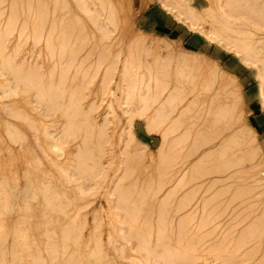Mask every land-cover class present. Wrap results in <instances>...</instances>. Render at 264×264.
Returning <instances> with one entry per match:
<instances>
[{"label": "rangeland", "instance_id": "1", "mask_svg": "<svg viewBox=\"0 0 264 264\" xmlns=\"http://www.w3.org/2000/svg\"><path fill=\"white\" fill-rule=\"evenodd\" d=\"M54 1L0 0V45L4 42L7 43H4L7 48L4 47L8 50V52H3L13 56L17 50L21 51H17L19 54L17 52L14 54V57L19 55V57H15L17 60L14 58L16 62L25 56L23 60H26L27 64L30 62L31 65L35 63V67L38 65L40 68L41 66V71L39 69L38 71L43 75L46 73L47 78H51L48 81L52 83V86L59 84L57 87L58 92L54 90V87L51 88L52 86H49V89H53L54 93L56 92L54 94L55 97H51L56 100H54L55 104L53 105L50 97H46L47 100L44 99V102H42L45 107L49 105V107L53 108L54 112H50L51 114L48 113L49 111L46 113L47 110L51 109L48 106L47 109L42 110L40 108V110H37V112H40L35 113V110L30 109L31 107L25 106L26 103L23 101V97L20 99L17 96V98L13 99L17 101L16 108H20L15 110L19 112L25 110L26 112H22L28 113L29 117L27 118L29 121L23 122L19 121L18 117H15L16 119L13 118L12 115L3 109L4 106H1L0 102V142L2 141L0 143V182L6 180L4 183L1 182L4 187L0 184V189L3 188L0 190V200L2 201L0 203V264H35V261H37L35 259L40 261L39 264H50V262L51 264H62L65 258L69 261L74 254L75 264H77L78 260H80L78 264L80 262L81 264H88L86 258L90 260V256L100 254L101 246L104 247L108 259L105 257V264L108 263L106 261L110 262L108 264H154L155 261L151 262V260H154V257L159 255L161 259L158 256L155 258L156 264H158L166 261L163 259L164 257L166 259L168 254L167 258L172 257L170 253L172 254L173 251L176 252L174 254L185 253L186 255L187 249L190 251V255L192 254L191 258L196 257L195 259H190L192 260L191 264H264V227H262L264 226V107L260 106L261 104L259 105L261 96L257 93V89L261 87V80L255 77V69L257 70L259 65L256 66V60H253L254 62L251 61L253 59L251 57L243 59L244 56L242 59L248 65L243 61L240 63L235 55V51L238 50L237 47L242 48L246 43L250 44L251 40L254 42V39L257 40L260 36L264 37V8L261 11V5L264 0H261L262 3L257 2L258 0L245 2L246 4L244 3L243 7V4H237L239 6L237 8L240 9H238L237 16L232 12L236 16L233 20L228 18L231 11H229L226 2L225 4L223 3L224 0H221L223 1L222 3L220 0H189V3L193 2L192 4H196V6H192L193 8L197 7L196 10H200V18L198 16V20H193L194 18L191 19L187 16V21L189 19L195 21H191L193 24L190 23V25H188L189 23L186 20L182 23L184 21L183 18L186 17L183 15L184 13H188L187 15L190 13V16H192L191 14L194 16V13H196L195 11L192 13V10H194L192 7H190L191 9L189 8L192 12H189L187 8L182 9L185 7L183 2H187V0H173L172 2L171 0H58L61 3H58L57 0L56 2ZM162 1L163 3H161ZM164 1L165 3L169 2L166 3L167 6ZM60 4L62 6H59ZM13 6L15 10L11 8ZM234 6L236 8V5ZM37 7H41L39 8L40 12L37 11L39 10ZM218 7L222 8L223 11L219 10ZM172 8H174L173 12L171 11ZM29 9L33 10L27 12ZM227 9L229 16L226 13ZM165 10L169 11L170 14L169 12L166 14ZM181 11H183V14L179 15ZM30 14H32L31 18H28ZM39 14L44 15L43 17L46 16L45 19H42V21L44 20L43 23H41V15ZM22 16L25 17L23 18ZM202 17L205 18L203 19ZM178 18L179 20L181 18L180 22ZM234 19L235 22H233ZM238 19L240 21L236 25ZM225 21L226 23L228 21V25H225ZM213 23L216 24L214 30L216 29L217 35L214 34L212 36L213 38L215 36L218 37L212 40H209L211 38L200 37L199 31L202 28L209 30V28L213 27ZM34 25L38 28H35ZM218 26L220 29L217 30ZM70 27L73 31H71ZM198 27L199 30H197ZM1 32H7L5 34L7 37L2 36ZM67 32L68 34L70 33V38L66 35L68 39L63 36ZM36 34L40 37H35ZM42 34H44L43 37ZM234 35L239 38H235ZM41 37L42 39H39ZM63 38L67 39V41ZM76 43L77 46H75ZM50 44L53 46L50 47ZM67 46L69 48L66 50ZM4 47L3 50L5 49ZM12 47L16 49H12ZM254 47H259V45ZM259 48L257 50L260 53L257 54L260 57L262 53L264 60V46ZM11 49L15 50L14 53H10L12 52ZM60 49L63 53H61ZM79 49L82 50L79 51ZM47 50L50 53L46 52ZM179 53H183V56ZM69 54L70 56L75 54L74 56L76 57L74 58L76 60L69 57ZM12 56H9V61ZM258 56L255 57L257 61L262 59ZM14 59H11L14 61L13 63H15ZM30 59L31 61H29ZM3 60L4 58L0 55V63ZM246 60L250 62L248 63ZM252 62L256 68L251 64ZM69 63L71 66H69ZM123 66L126 68L123 69ZM68 67H71V69L66 71ZM13 69L16 74L17 68L15 69L14 67ZM53 69H55V73L57 71L56 74ZM64 69L69 77L64 76L66 74ZM225 69H238L239 75L226 73ZM2 70L5 72V68ZM63 72L65 73L64 75ZM12 73L15 75L14 72ZM24 73V71H21L19 74L21 76ZM50 74H55V77H50ZM59 74L60 76H58ZM9 75L11 78L12 74ZM16 76L18 77L19 75L16 74ZM122 78H124L123 82ZM241 78H243L245 86L237 89L236 81ZM0 79V84H3V77H0ZM62 79L67 81L63 82ZM47 82L43 83V85H49ZM3 86L0 85L2 88ZM47 87L45 86L44 89ZM67 87H69V90H67ZM29 90L34 92L35 89L29 88L28 93L31 92ZM173 91L181 94V100L180 98L178 99L179 101L176 100V105H173L175 103H169V100H167L169 96L171 98V95H177L173 94ZM110 92H113V96ZM57 95L59 97L60 95L62 96L59 98ZM63 97L64 100H62ZM150 97L151 99H149ZM30 98L32 99V97ZM152 98L154 99L153 101ZM48 99L52 101H49L50 104H47ZM4 100L7 103L11 101ZM67 100L69 102L71 100L73 105L77 104L76 107L82 108L81 110L83 111H79L81 112L79 114L77 112L75 116L74 113L76 112L73 110L75 106H72L71 109L72 103L69 104ZM165 101L169 104L164 103ZM190 102L194 103H192L193 108L188 109L187 112L185 111L186 115H184V112L180 114L183 107ZM36 103L37 100L33 99V104ZM121 103L124 104V107ZM165 104L169 106H164ZM44 106L42 107L45 108ZM170 106L171 108H169ZM76 107L75 110L78 111L79 108L77 109ZM40 113L45 114V116L43 114V117L40 116ZM48 114L50 115L48 116ZM9 115L10 117H8ZM162 115L165 116L164 121H162ZM46 117H49V119ZM43 118L47 121L49 120V122ZM74 118L79 125H76ZM146 118L148 119L146 120ZM6 121L18 124L19 132L14 133L16 131L14 130L12 133L10 131L12 135H9ZM44 121L47 123L45 124ZM56 121L58 123L54 125ZM147 121L155 123L156 129L152 130L153 127L147 129ZM243 123L245 125L250 124L251 130L249 128L250 125H247L248 130ZM171 125L176 127H171ZM101 127L103 128L100 129ZM126 127L129 128V131ZM166 128H169L167 132L171 136L168 137L171 138L170 142L173 143L171 144L167 141L168 144H165L164 148L167 147V150L169 148L168 151L165 150L167 153L173 151L168 156L167 153H165V156L162 152L164 140L161 138V134H163L161 131L166 130ZM170 128L171 130L174 128L173 133ZM63 129L66 135L64 137L60 136V140H56L58 146L54 147L55 140L52 143L51 141L53 140L50 137H53L57 130ZM67 129L70 130L67 131ZM99 129L102 130L101 133ZM20 132L25 135V137L23 135L24 139L26 138L25 140L19 138ZM97 133L102 137H99ZM184 133L189 136H185ZM255 133L256 135H254ZM88 134L91 136L90 138ZM227 134H232L233 138H231L233 141L229 140L230 142L228 141V144L224 145L223 139H225ZM13 136L14 138L17 137L13 139ZM177 137L183 139L187 137V139H184L186 142L181 138L179 141ZM122 140H124V143ZM176 142H181V144L177 145ZM82 143H84V147L83 145L81 146ZM221 144L224 147H221ZM6 145H9L10 151L6 148ZM178 146L181 148H179L180 150ZM217 146H220V150ZM176 148L179 150L177 151L178 153L181 151L179 153L180 156L178 153L176 154ZM215 148L218 151L214 150ZM82 149L87 150V152L82 151L84 153L83 156L79 155L77 151L80 150L81 153ZM208 150H212L210 157L208 156L206 160L204 158L203 161L205 162L199 165L201 164V160L198 161L201 158L200 155ZM74 154H77V157L80 156L81 159H76ZM173 154L176 155L174 156ZM84 155L89 156L85 157ZM169 156L171 160L168 159ZM163 158L167 161V163L164 161L167 165L164 164ZM174 163L176 164L174 165ZM195 164L197 167H195ZM253 166L256 168L251 169ZM181 167L184 174L188 170V175L191 177L199 174V176L197 175L198 179L190 177V179L185 181L186 184H182V187H180L181 185L179 186V189L175 186L177 190L168 197L167 192L172 188L175 177L183 173ZM241 169L245 171H242V173L240 172ZM221 172L228 173L223 174ZM229 173L233 176L229 177L230 179L226 178L227 181H224L222 177ZM214 179L216 181L217 179H219L218 181L222 179L223 181H220L222 184L215 183ZM187 182L189 183L187 184ZM212 183L214 184L212 185ZM128 186L130 187L128 188ZM217 191L221 192L218 193ZM3 193L5 197L1 199V194ZM47 195L55 198L52 199L50 197V200L48 199L49 205L47 202L48 197H45ZM183 201H186L183 203L184 205L181 204ZM50 202L54 203L55 207L54 205L51 206ZM55 203L59 205L56 206L57 204ZM213 205H217L216 210H219V212H215V206ZM115 208L117 210L113 211ZM61 209H64L63 212H65L63 213ZM56 210L62 213H56ZM25 212L27 213L25 214ZM205 212L208 213L206 214ZM194 214L196 215L195 217ZM1 216H5V219L2 220ZM28 216L32 217L29 218ZM167 217L170 221L167 220ZM126 218L127 221H125ZM160 218L161 220H159ZM135 219L137 220L134 221ZM163 219L165 220L162 221ZM27 221L28 223H26ZM128 222L130 223L129 225ZM131 223L134 226V230L139 229L144 232L146 229L145 232L147 233L143 234L138 230L143 235H140L141 238L135 232H133L135 235L132 234ZM163 223L165 224L163 225ZM27 224L30 225V228ZM45 224L46 226H44ZM182 224L185 225L182 226ZM63 225L73 228L68 229L71 231H68V239H66V235L64 236L65 233H62L64 229L66 230V227H62ZM127 226L131 227V229L127 228ZM22 227L24 229L27 228L29 231L26 232L27 229L24 230ZM46 227L48 229L54 228L53 232H56L53 233L52 230L49 229L50 232L47 229L49 232L45 234ZM58 227L60 228L58 229ZM77 227L80 229H75ZM190 228L191 230H189ZM23 230L24 232L20 233ZM40 231H44V233L42 232L44 235L40 234ZM183 232L187 238L182 234ZM19 233L20 235H18ZM146 234H148L147 237L145 236ZM50 235L52 236L51 238ZM61 235L66 237L63 239L65 241L68 240V242L62 241ZM255 235L258 236L255 237ZM25 236L30 237L27 240ZM190 236L191 238H189ZM113 237L115 240H112L114 239ZM193 237H197L196 242ZM52 238H56V240L59 238L58 241L59 244L61 242L60 245L62 247L64 245L63 242H65V248H63L67 249L63 250V260L59 255L48 257L53 255L50 252L51 250L47 251V248L50 247L49 243H51L50 241L47 244L48 239L53 242ZM57 242H54V244H58ZM113 242L117 244L114 245ZM67 244L68 246L70 245V250ZM71 244H74V246L72 245L71 247ZM173 244L178 248L177 250L175 249L176 251L173 249ZM188 245L192 247V250H189L191 247L189 248ZM51 246H53L52 243ZM145 246L147 247L146 250ZM200 246L204 249L199 250ZM123 247L124 250L122 249ZM141 247L144 252H142ZM179 248L181 251L183 249L185 251L181 252ZM24 251H27L26 255ZM64 252L68 254V257L64 255ZM182 254H179V256ZM142 256L150 257V261ZM230 256L232 257L230 258ZM137 258L139 262L141 260V263H138ZM175 258L173 259L175 261L167 259L169 262L164 264H170L171 262L172 264H179L184 259H177L178 262L180 261L178 263ZM144 259L147 260L145 261ZM189 261H186L185 264H189Z\"/></svg>", "mask_w": 264, "mask_h": 264}, {"label": "bare ground", "instance_id": "2", "mask_svg": "<svg viewBox=\"0 0 264 264\" xmlns=\"http://www.w3.org/2000/svg\"><path fill=\"white\" fill-rule=\"evenodd\" d=\"M15 1H16V0H15ZM26 1H27V0H26ZM32 1H33V0H32ZM165 1H166V0H165ZM165 1H164V4H165V5H166V3H169L168 1L165 3ZM172 1H173V0H171V2H172ZM188 1H189V0H187V2H183V1H182V2L184 3L183 5H185V7H183L182 9H186V8H187V10L190 12V11H191V10H190V9H191L190 7H192V6H196V4H192L193 2H192V3H191V2L189 3ZM240 1H241V2H240ZM249 1H254V0H224V2L220 0L221 3L223 2V3L225 4V2H226V5H227L229 11H231V14H229L230 17H228V16H229V15H228V13H229V12H228V9H227V11L225 10L226 13L228 12V13H227L228 16H225V15H224V16H225V17H228V18H230V19L233 20V18H235V17L237 16L236 14H237V12H238V9H240V8H237V7H239V6H237V4H239V3H240V4H243V5H242V7H243V6H244V3H245V2L247 3V2H249ZM50 2H51V1H50ZM54 2H56V0H55ZM54 2H53V3H54ZM57 2H58V0H57ZM180 2H181V1H180ZM255 2H256V1H255ZM257 2L260 3L261 0H258ZM15 3H16V2H15ZM26 3H27V2H26ZM29 3H30V2H29ZM29 3H28V5H29ZM58 3H61V2L59 1ZM58 3H57V4H58ZM161 3H163V1H162ZM186 3H187V4H186ZM196 3H197V2H196ZM246 3H245V4H246ZM250 3H251V2H250ZM261 3H262V2H261ZM16 4H17V3H16ZM18 4H19V2H18ZM20 4H21V3H20ZM62 4H63V3H62ZM171 4H172V3H171ZM224 4H221V5H224ZM253 4H254V3H253ZM12 5H13V4H12ZM28 5H27V7H28ZM54 5H55V4H54ZM234 5H236V8H235ZM257 5H258V4H257ZM14 6H16V5H14ZM14 6L11 7V8L13 9ZM31 6L33 7V5H31ZM31 6H30V8H31ZM56 6L59 7V6H62V5L60 4L59 6H58V5H56ZM63 6H64V5H63ZM163 6H164V5H163ZM166 6H167V5H166ZM254 6H255V5H254ZM261 6H262V7H261ZM261 6H260V7H261V11H263V8H264V2H263V4H262ZM35 7H36V6H35ZM57 7H56V8H57ZM66 7H67V5H66ZM220 7H221V6H220ZM222 7H223V6H222ZM240 7H241V6H240ZM255 7H256V6H255ZM257 7H258V6H257ZM39 8H41V7H39ZM39 8L37 7V9H39ZM59 8H61V7H59ZM64 8H65V7H64ZM189 8H190V9H189ZM196 8H197V7H196ZM196 8H195V7H194V8L192 7V9H194V10H192L193 12L191 11L192 13H194V11H195L196 13L198 12L197 14L194 13V16H193V14H191L192 16H190V13H189V15H187L188 13H186V14L184 13V14H183V11L180 12L181 14L178 13L179 15H182V14H183V15L186 16L185 18H183L184 21H182V23L185 22L187 16H189L191 19L194 18L193 20H195V19L198 20V19L200 18V15H199V13H200L199 11H200V10L198 9V11H197ZM218 8H219V7H218ZM223 8H224V7H223ZM27 9H28V8H27ZM173 9H174V8H172L171 11H172ZM175 9H177V8H175ZM225 9H226V8H225ZM254 9H255V8H254ZM13 10H15V8H14ZM32 10H33V9H32ZM32 10L29 9V10H27V12L32 11ZM35 10H36V9H35ZM43 10H44V9H43ZM43 10H42V11H43ZM66 10H67V9H66ZM89 10H90V9H89ZM168 10H169V9H168ZM219 10L223 11L222 8H221V9L219 8ZM37 11L40 12V9L37 10ZM45 11H46V10H45ZM166 11H167V10H165V13L167 14L169 11H167V12H166ZM185 11H186V10H185ZM225 11H224V12H225ZM34 12H35V11H34ZM46 12H47V11H46ZM172 12H173V11H172ZM172 12H171V13H172ZM177 12H178V11H177ZM177 12H175V13H177ZM219 12H220V11H219ZM232 12H234V13H235L234 15H236V16H234V15L232 14ZM258 12H259V11H258ZM23 13H24V11H23ZM31 13H32V12H31ZM222 13H223V12H222ZM37 14H38V13H37ZM169 14H170V12H169ZM201 14H202V13H201ZM220 14H221V13H220ZM260 14H261V13H260ZM263 14H264V13H263ZM26 15H28V14H26ZM31 15H32V14H30V15L28 16V18H29ZM39 15H41V14H39ZM34 16H35V15H34ZM43 16H44V15H41L42 18L39 16L40 19H41V23H43V21H44V20L42 21V19H43V18L45 19V17H46V16H45V17H43ZM195 16H196V17H195ZM198 16H199V18H197ZM203 16H205V15L203 14ZM22 17H23V16H22ZM24 17H25V16H24ZM24 17H23V18H24ZM26 17H27V16H26ZM178 17H179V16H178ZM30 18H31V17H30ZM37 18H38V16H37ZM202 18H203V17H202ZM204 18H205V17H204ZM204 18H203V19H204ZM40 19H39V21H40ZM183 19H182V20H183ZM24 20H25V19H24ZM27 20H28V19H27ZM29 20H30V19H29ZM178 20H179V18H178ZM187 20H188V19H187ZM187 20H186V22L189 23L188 25H190V23H192V22H195V21L190 20V19H189V21H187ZM39 21H38V22H39ZM180 21H181V18H180L179 22H180ZM191 21H192V22H191ZM238 21H240V20H239V19L237 20V24H236V25H238ZM246 21H247V20H246ZM246 21H245V22H246ZM28 22H29V21H28ZM223 22H224V21H223ZM229 22H230V21H229ZM233 22H235V19H234ZM31 23H32V22H31ZM187 23H186V25H187ZM243 23H244V22H243ZM37 24H38V23H37ZM37 24H36V25H37ZM39 24H40V23H39ZM184 24H185V23H184ZM192 24H193V23H192ZM192 24H191V26H192ZM226 24L228 25V21H227V23H226V21H225V25H226ZM36 25H34V27H35ZM27 26H28V24H27ZM37 26H39V25H37ZM191 26H189V27L191 28ZM193 26H194V25H193ZM215 26H216V24L213 23V27H212V28H209V30H204V28H202V29L199 31V36H200V37H203V38L205 37V38H207V39L211 38V39H209V40H212V39H214L215 37H218V36H215V37L213 38V36H212V35H214V34L217 35V31H215L216 29L214 30V28H216ZM66 27H67V26H66ZM71 27H72V25H71ZM71 27H70V28H71ZM236 27H237V26H236ZM236 27H235V29H236ZM35 28H38V27H35ZM72 28H73V27H72ZM72 28H71V29H72ZM221 28H222V27H221ZM233 28H234V27H233ZM28 29H29V28H28ZM68 29H69V27H68ZM74 29H75V28H74ZM194 29H195V26H194ZM218 29H220L219 26L217 27V30H218ZM197 30H199V27L197 28ZM236 30H237V29H236ZM27 31H28V30H27ZM32 31H33V30H32ZM35 31H36V30H35ZM52 31H53V30H52ZM67 31H68V30H67ZM69 31H70V30H69ZM71 31H73V29H72ZM36 32H37V31H36ZM50 32H51V31H50ZM6 33H7V32H4V33L1 32V34H3L2 36H4L5 38L7 37V36H5ZM32 33H33V32H32ZM34 33H35V32H34ZM38 33H40V32L38 31ZM69 34H70V33H69ZM69 34H68V32H67V34L64 33L63 36H64L65 38H67V37L70 38V35H69ZM40 35H41V33H40ZM43 35H44V34H42V37H43ZM49 35H50V34H49ZM54 35H55V34H54ZM66 35H67V37H66ZM210 35H211V36H210ZM206 36H207V37H206ZM209 36H210V37H209ZM4 37H3V38H4ZM35 37H40V36H39V35L37 36V34H36ZM42 37L39 38V39H42ZM47 37H48V36H47ZM234 37H235V38H239V37H236L235 35H234ZM65 38H63V39L65 40ZM256 38H257V35H256ZM67 39H68V38H67ZM67 39H66L65 41H67ZM207 39H206V40H207ZM240 39H241V38H240ZM7 40H8V39H7ZM157 40H158V39H157ZM162 40H163V39H162ZM164 40H165V39H164ZM168 40H169V39H168ZM222 40H223V39H222ZM37 41H38V39H37ZM40 41H41V40H40ZM79 41H80V40H79ZM81 41H83V40L81 39ZM84 41H85V40H84ZM207 41H208V40H207ZM219 41H220V40H219ZM253 41H254V42H252V40H251V43H250V44H249V43H246L245 45L242 46V48L237 47L238 50L235 51V55L237 56V59L239 60L240 63H242V61H243V59H245V57H248V58L251 57V58H253L251 61L256 60V61H255V62L257 63V64L255 63L256 66L259 65V66H257V67H258L257 70L255 69V73H256V74H255V77H257V78H259V79L261 80V81H260V82H261V83H260V86H261V87H259V88L257 89V93L261 96V97H260V98H261V103H259V105L261 104L260 106L264 107V60H263V57H262V56H263L262 53H261V56H260V57H259L258 54H257V53H260V52H258L257 49H260V48H259L260 46H264V37H263V36H260V37H258L257 40L254 39ZM55 42H56V41H55ZM4 43H5V42H4ZM4 43L0 45V52H1L0 55H2V57L4 58L3 62L0 63V64H1V67H0V77H3V84H0V85H4L3 88L0 87V89H2V90H0V102H1V106H4L3 109H5V111H6L8 114L12 115L13 118H15V117L17 118V117H18L19 121H23V122H24V121H29V119L27 118V117H29V115H28V113H25V112H26L25 110H22V109H21L22 111H25V112H22L21 110H20L21 112H19L18 110H15V109H20V108H16V106H17V101H16V100H13V99H14V98H17V96H18L20 99H21V97H23V101L26 103L25 106H29V107H31L30 109L35 110V113H36L37 110H40V108H42V110L47 109V106L49 107V105H47V104H50L49 101H51V99H52V101H53V105L55 104V102H54L55 99H53V98L55 97L54 94H56V92L54 93L53 89H49V86H50L52 83H49L48 79L50 80L51 78H47V76H46L47 74H46V73H45L46 75L44 74V75H45V76H44L41 72L38 71V69H39V70L41 69V66H40V68H39L38 65H37V67H38V68H37V67H35V66H36L35 63H34V65H31L30 62H28V64H27V61H26V60H23V58H24L25 56H23V58H21V60H19L18 62H16L17 59H16L15 57H19V55H16V56L14 57V54H16V52H17L18 50L14 53L15 50H12V49H16V48H15V47H14V48L12 47V49H11L12 52H10V53H14V54H13V56H12V54H10V53H9L10 55H8V53H5V52H8V50H6L7 47L4 45ZM8 43H9V42H8ZM53 43H54V40H53ZM53 43H52V44H53ZM63 43H64V42H63ZM73 43H74V42H73ZM78 43H79V42H78ZM81 43H82V42H81ZM224 43H226V42H224ZM5 44H7V43H5ZM67 44H68V43H67ZM145 44H146V43H145ZM71 45H72V44H71ZM74 45H75V44H74ZM79 45H80V43H79ZM84 45H85V44H84ZM84 45H82V46H84ZM258 45H259V47H254V46H258ZM4 46H5L6 48H5ZM8 46H9V45H8ZM49 46L52 47L53 45L51 46V44H50ZM75 46H77V43H76ZM80 46H81V45H80ZM3 47L5 48L4 50H3ZM65 47H66V46H65ZM68 48H69V47L67 46L66 50H67ZM81 48H83V47H81ZM160 48H161V47H160ZM160 48H159V49H160ZM33 49H34V48H33ZM52 49H53V48H52ZM63 49L65 50V48H63ZM76 49L78 50V48H76ZM76 49H75V50H76ZM30 50H31V49H30ZM69 50H70V49H69ZM75 50H74V51H75ZM81 50H82V49H81ZM81 50L79 49V51H81ZM3 51H5V52H3ZM60 51H61V53H63L61 49H60ZM74 51H73V52H74ZM180 51H181V50H180ZM182 51H184V50H182ZM18 52H21V51H18ZM18 52H17V53H18ZM46 52H49V51L47 50ZM65 52H67V51H65ZM70 52H71V51H70ZM70 52H69V53H70ZM75 52H77V51H75ZM33 53H34V51H33ZM49 53H50V52H49ZM78 53H79V52H78ZM263 53H264V52H263ZM18 54H19V53H18ZM76 54H77V53H76ZM179 54L182 55L183 53H179ZM199 54H200V53H199ZM49 55H50V54H49ZM74 55H75V54H73V56H70V54H69V57H72L73 59L76 60V58H74V57H76V56H74ZM181 55H180V56H181ZM185 55H188V54H185ZM185 55H184V58H185ZM189 55H190V54H189ZM9 56H12V58L10 57L12 60H13L14 58L16 59V60L14 59V60H15V63H13L14 61H12L11 59H10V61H9ZM41 56H42V55H41ZM41 56H40V57H41ZM182 56H183V55H182ZM193 56H195V55H193ZM201 56H202V55H201ZM243 56H244V58H243ZM257 56H258L259 58H262V59H261V60L258 59V61H257V59H255V57H257ZM49 57H50V56H49ZM69 57H68V58H69ZM186 57H187V56H186ZM202 57H203V56H202ZM47 58H48V57H47ZM72 58H71V59H72ZM190 58H191V57H190ZM192 58H193V57H192ZM242 58H243V59H242ZM248 58H247V60H248ZM51 59H52V57H51ZM177 59H178V58H177ZM181 59H182V57H181ZM127 60H128V59H127ZM247 60H246V61H247ZM25 61H26V63H25ZM29 61H31V59H30ZM51 61H52V60H51ZM72 61H74V60H72ZM72 61H71V62H72ZM55 62H56V61H55ZM58 62H60V61H58ZM127 62H128V61H127ZM243 62H245V61H243ZM247 62H248V61H247ZM249 62H250V61H249ZM249 62H248V63H249ZM253 62H254V61H253ZM253 62H252L251 64H253L254 68H256ZM16 63H17V64H16ZM125 63H126V62H125ZM128 63H129V62H128ZM259 63H261V64H259ZM49 64H50V63H49ZM51 64H52V62H51ZM54 64H55V63H54ZM60 64H61V62H60ZM69 64H70V63H69ZM69 64H68V65H69ZM245 64H247V63L245 62ZM55 65H56V64H55ZM68 65H67V66H68ZM73 65H74V64H73ZM247 65H248V64H247ZM18 66H19V67H18ZM51 66H52V65H51ZM63 66H64V65H63ZM69 66H71V64H70ZM14 67H15V69L17 68V69H16V71H17L16 74H18L19 76H20L19 73H21V71H24L25 73H24L23 75H21L20 77H19V76L17 77L16 74H15V70L13 69ZM55 67H56V66H55ZM199 67H200V66H199ZM4 68H5V72H4V70H2V69H4ZM51 68H52V67H51ZM60 68H61V66H60ZM65 68H66V67H65ZM124 68H126V67L123 66V69H124ZM22 69H23V70H22ZM24 69H25V70H24ZM62 69H63V68H62ZM62 69H61V71H62ZM69 69H71V67H70V68L68 67V69H67L66 71H68ZM13 70H14V71H13ZM26 70H28V71H26ZM51 70H52V69H51ZM54 70H55V69H53V72H54ZM56 70H57V68H56ZM125 70H126V69H125ZM182 70H183V69H182ZM1 71H3V72L1 73ZM37 71H38V73H37ZM40 71H41V70H40ZM49 71H50V70H49ZM58 71H59V70H58ZM70 71H71V70H70ZM70 71H69V72H70ZM74 71H75V70H74ZM122 71H123V70H122ZM12 72H14L15 75H13ZM26 72H27L28 74H27ZM64 72H65V69H64ZM64 72H63V75L66 73V72H65V73H64ZM90 72H91V71H90ZM181 72H183V71H181ZM7 73L12 74V77L10 78V75L7 74ZM39 73H40V74H39ZM54 73H55V72H54ZM56 73H57V71H56ZM56 73H55V74H56ZM61 73H62V72H61ZM179 73H180V72H179ZM25 74H27V76H25ZM55 74H54V75H55ZM184 74H185V73H184ZM8 75H9V76H8ZM38 75H41V76L38 77ZM50 75H51V76H50ZM50 75H49L50 77H53V76H54V75H52V74H50ZM63 75L61 74V76H63ZM165 75H166V74H165ZM14 76H16V77H14ZM42 76H43L44 78H43ZM58 76H60V74H59ZM64 76L69 77L68 73H66ZM75 76H76V75H75ZM8 77H9V78H8ZM40 77H41L42 79H41ZM54 77H55V76H54ZM67 77H66V78H67ZM122 77H123V75H122ZM58 78H59V77H58ZM62 78L64 79V77H62ZM72 78H73V77H72ZM75 78H76V77H75ZM85 78H86V77H85ZM43 79H44V80H43ZM59 79H60V78H59ZM63 79H62V80H63ZM123 79H124V78L121 79L122 82L124 81ZM167 79H168V78H167ZM0 80H1V79H0ZM53 80H54V78H53ZM65 80H66V79H65ZM65 80H63V82H65ZM67 80H69V79L67 78ZM67 80H66V81H67ZM71 80H72V79H71ZM47 81H48V82H47ZM55 81H56V80H55ZM55 81H53V82H55ZM59 81L61 82V80H59ZM45 82H47V84H49V85H46V84H45L46 87L48 86L46 89H44L45 86L43 85V83H45ZM63 82H61V83H63ZM156 82H157V81H156ZM61 83H60V84H61ZM70 83H71V82H70ZM57 84H58V83H57ZM57 84H56V85H57ZM63 84L65 85V83H63ZM122 84H123V83H122ZM169 84H170V83H169ZM64 85H63V87H64ZM156 85H157V83H156ZM158 85H159V84H158ZM51 86H52V85H51ZM58 86H59V84H58L57 86L53 85L51 88L54 87V88H55L54 90L57 91V87H58ZM66 86H67V85H66ZM70 86H72V85H70ZM118 86H119V85H118ZM164 86H165V85H164ZM164 86H163V87H164ZM155 87H156V86H155ZM158 87H159V86H158ZM29 88H31L32 90L35 89L34 92L31 91V90H29V91H31V92L28 93L27 91H28ZM60 88L63 89L62 86H60ZM67 88H68L67 90H69V87H67ZM61 89H59V90H61ZM162 89H163V88H162ZM63 90H64V89H63ZM67 90L65 89V92H66ZM155 90H157V89H155ZM1 91H2V92H1ZM159 91H160V90H159ZM159 91H157V92H159ZM57 92H58V91H57ZM61 92H62V91H61ZM65 92H64V93H65ZM81 92H82V90H81ZM160 92H162V91H160ZM173 92H174L173 94H177V95L172 96V95H171L172 93H171V94H170V95H171V98H170V96L168 95L169 98H168V96H167V98H168L167 100H169V103H175V104H173V105H176V100H178L179 98H180V100H181V97H180L181 94H180V93H179V94H178V93H175V91H173ZM30 93H32V95H30ZM64 93H63V95H64ZM66 93H67V92H66ZM82 93H83V92H82ZM110 93H111V92H110ZM112 93H113V92H112ZM112 93H111V95H112ZM155 95H156V93H155ZM57 96H58V95H57ZM61 96H62V95H60V97H61ZM79 96H80V95H79ZM112 96H113V95H112ZM157 96H158V95H157ZM30 97H32V99H31ZM46 97H47V98H48V97H50V98L53 97V98L48 99L47 104H45V105H47V106L45 107L44 105H42V104H43L42 102H44V99L47 100ZM58 97H59V96H58ZM58 97H57V98H58ZM60 97H59V98H60ZM65 97H66V95H65ZM72 97H73V96H72ZM152 97H153V93H152ZM57 98H56V99H57ZM75 98H76V96H75ZM158 98H159V97H158ZM4 99H7V100H9V101L11 100V101L7 103ZM33 99H36V100H37V103H36V104H33ZM67 99H68V98H67ZM149 99H151V97H150ZM156 99H157V97H156ZM12 100H13V101H12ZM41 100H42V101H41ZM62 100H64V97H63ZM153 100H154V99L152 98V101H153ZM52 101H51V102H52ZM55 101H56V100H55ZM58 101H59V99H58ZM73 101H75V100L73 99ZM76 101H77V98H76ZM149 101H150V100H149ZM155 101H156V100H155ZM178 101H179V100H178ZM45 102H46V101H45ZM67 102H68L69 104L72 103L71 100H70V102L67 100ZM64 103H65V102H64ZM64 103H63V104H64ZM75 103H76V102H75ZM117 103H118V102H117ZM164 103L167 104L168 102L165 101ZM169 103H168V104H169ZM190 103H191V102H190ZM190 103H189V104H186V105L183 107V109L180 111V114H181V113L183 114V112H184V115H186V114H185V111L187 112L188 109L193 108V104H194V103H193V102H192L193 104H192V103L190 104ZM51 104H52V103H51ZM56 104H57V103H56ZM63 104H62V105H63ZM66 104H67V103H66ZM119 104H120V103H119ZM121 104H122L123 107H124V104H123V103H121ZM161 104H162V103H161ZM166 104H165L164 106H169V105H166ZM93 105H94V104H93ZM42 106H44L45 108H43ZM55 106H56V105H55ZM57 106H58V105H57ZM72 106H75V107H76L77 104H76V105H73V103H72V104H71V109H72ZM161 106H162V105H161ZM62 107L64 108V106H62ZM66 107H67V106H66ZM68 107H70V106H68ZM75 107H73V110L76 112V113H74L75 116H76V115H77V112H78V114H79V113H81L83 110H81L82 108L80 109L79 107H76L77 109L79 108L78 111H76V110H75ZM111 107H112V106H111ZM123 107H122V108H123ZM172 107H173V106H172ZM49 108H51V109H49ZM49 108H48L49 110H47L46 113H47L48 111H49L48 113H50V112L53 111V110H52V109H53L52 107H49ZM54 108H55V107H54ZM59 108H60V103H59ZM127 108H128V107H127ZM169 108H171V106H170ZM169 108H168V110H169ZM173 108H174V107H173ZM6 109H7V110H6ZM56 109H57V108H56ZM71 109H70V110H71ZM148 109H149V108H148ZM158 109H159V108H158ZM158 109H156V110H158ZM161 109H162V108H161ZM161 109H160V110H161ZM32 110H30V111L32 112ZM91 110H92V109H91ZM93 110H94V109H93ZM122 110H123V109H122ZM160 110H159V111H160ZM79 111H81V112H79ZM89 111H90V109H89ZM170 111H171V110H170ZM3 112H4V111H3ZM39 112H40V111H38L37 113H39ZM53 112H54V111H53ZM53 112H52V113H53ZM67 112H70V111H67ZM88 113H89V112H88ZM112 113H113V112H112ZM40 114H41V113H40ZM42 114H43V113H42ZM42 114H41L40 116H42ZM50 114H51V113H50ZM50 114H48V116H49ZM67 114H68V113H67ZM10 115H9L8 117H10ZM27 115H28V116H27ZM43 115L45 116V114H43ZM69 115H70V114H69ZM6 116H7V114H6ZM20 116H21V118H20ZM162 116H163V115H162ZM178 116L180 117L179 114H178ZM182 116H183V115H182ZM42 117H43V116H42ZM16 118H15V119H16ZM44 118H45V117H44ZM44 118H43V119H44ZM46 118H47V117H46ZM50 118H51V117H50ZM53 118H54V117H53ZM47 119H49V117H48ZM129 119H130V118H129ZM147 119H148V118H146V120H147ZM160 119H161V117H160ZM163 119L165 120V116H163L162 121H164ZM44 120H46V119H44ZM51 120H53V119H51ZM68 120H69V119H68ZM76 120H77V119H76ZM88 120H89V119H88ZM130 120H131V119H130ZM176 120H177V118H176ZM46 121H47V120H46ZM46 121H44L45 124H46L47 122H49V120H48L47 122H46ZM71 121H72V118H71ZM86 121H87V120H86ZM104 121H105V120H104ZM6 122H7V121H6ZM74 122H75V118H74ZM147 122H148V121H147ZM178 122H179V121H178ZM178 122H177V124H178ZM243 122H244V121H243ZM245 122H246V121H245ZM52 123H53V122H52ZM57 123H58V121L54 122V125H56ZM75 123H76V122H75ZM149 123H153V122H152V121H149L148 123H146V128H147V129H148V128H151V127H153L152 130L156 129V127H155L156 124H155V123H153V124H149ZM173 123H174V122H173ZM173 123H172V124H173ZM246 123H248V122H246ZM7 124H8V125H7ZM127 124H128V122H127ZM177 124H175V125H177ZM243 124L245 125V123H243ZM70 125H71V124H70ZM76 125H79V124L76 123ZM76 125H74V126L76 127ZM89 125H90V123H89ZM175 125H174V126L171 125V127H172V126H173V127H176ZM247 125H248V124L245 125V126H246L245 128H247ZM249 125H250V124H249ZM249 125H248V126H249ZM17 126H18V124L13 123V122H12V123H9V122L6 123V128H7V130H8V128H9V130H8V131H9V135H12V133H13L14 130H16V131H14V133H15V132H19L20 129H19V127H17ZM71 126H72V125H71ZM89 127H91V126H89ZM89 127H88V129H90ZM94 127H95V125H94ZM94 127H93V128H94ZM98 127H99V126H98ZM129 127H130V126H129ZM132 127H133V125H132ZM154 127H155V128H154ZM250 127H251V125L249 126V128H250ZM102 128H103V127H101L100 129H102ZM126 128H127V127H126ZM17 129H18V130H17ZM61 129H62V128H61ZM64 129L66 130V128H64ZM64 129H63V130H57V131H56V134H55L53 137H52V136L50 137V139L52 138L51 140H53V141L50 140L52 143H53L54 140H55V143L53 144L54 147H57V146H58V145L56 144V140H60V136H63V137H64V136L66 135ZM100 129H99V131H100V133H101L102 130H100ZM168 129H169V128H168ZM168 129L166 128V130L164 129V131H161V132L163 133V134H161V138H162V140H164V142H163V143H164V146H163V150H162V152L164 153V155H165V153H167L166 151L169 150V148H168V150H167V147L164 148V147L166 146L165 144H168L167 141H168L169 143L173 144L172 142H170L171 138L168 137V136H171V135H169V133L167 132ZM173 129H174V128H172V130H171V128H170L171 132L173 131ZM247 129H248V128H247ZM68 130H70V129H67V131H68ZM103 130H104V129H103ZM127 130L129 131V128H127ZM152 130H151V131H152ZM248 130H249V129H248ZM250 130H251V128H250ZM10 131L12 132L11 134H10ZM75 131H76V130H75ZM80 131H81V130H80ZM128 131H127V132H128ZM132 131H133V130H132ZM147 131H148V130H147ZM91 132H92V131H91ZM152 132H153V131H152ZM252 132H253V129H252ZM5 133H6V132H5ZM7 133H8V132H7ZM66 133H67V132H66ZM128 133H130V132H128ZM172 133H173V132H172ZM16 134H19V133H16ZM93 134H95V133H93ZM93 134H91V135H93ZM97 134H98V133H97ZM132 134H133V133H132ZM23 135H24V134H22V133L20 132V137H19V138H21V140L24 139V137H25V135H24V137H23ZM67 135H69V134H67ZM88 135H89V134H88ZM127 135H129V134H127ZM136 135H137V134H136ZM181 135H182V134H181ZM184 135H185V133H184ZM186 135H187V134H186ZM186 135H185V136H186ZM254 135H256V133H255ZM98 136H99V134H98ZM98 136L96 135V138H97V139H98ZM125 136H126V133H125ZM134 136H135V134H134ZM162 136H163V137H162ZM188 136H189V135H187V137H188ZM221 136H222V135H221ZM16 137H17V136H16ZM16 137H15V138H16ZM90 137H91V136L89 135V138H90ZM93 137H95V136L93 135ZM99 137H102V136H99ZM182 137H183V136H182ZM187 137H184V139H187ZM231 137L233 138L232 134H227V135L225 136V139H223V141L225 142L224 145H227V144H228V141H229V140H230V141L232 140ZM234 137H235V136H234ZM15 138H14V136H13V139H15ZM19 138H18V139H19ZM89 138H88V139H89ZM96 138H95V139H96ZM131 138H132V137H131ZM177 138H178V137H177ZM180 138H181V137L178 138L179 141H180L181 139L184 140L183 138H181V139H180ZM200 138H202V137H200ZM11 139H12V138H11ZM18 139H17V140H18ZM25 139H26V138H25ZM25 139H24V140H25ZM48 139H49V137H48ZM120 139H121V138H120ZM122 139H124V138H122ZM129 139H130V138H129ZM196 139H197V137H196ZM202 139H203V138H202ZM226 139H227V140H226ZM0 140H1V139H0ZM17 140H16V142H17ZM89 140H90V139H89ZM89 140H88V141H89ZM93 140H94V138H93ZM100 140H101V139H100ZM137 140H138V139H137ZM204 140H206V139H204ZM97 141H98V140H97ZM97 141H95V142H97ZM123 141H124V140H122V142H123ZM138 141H139V140H138ZM174 141H177V140H174ZM184 141L186 142V140H184ZM202 141H203V140H202ZM230 141H229V142H230ZM232 141H233V140H232ZM14 142H15V141H14ZM14 142H13V143H14ZM16 142H15V143H16ZM26 142H27V141H26ZM57 142H58V141H57ZM119 142H120V141H119ZM194 142H195V141H194ZM204 142H205V141H204ZM0 143H2V141H1ZM10 143H11V142H10ZM84 143H86V142H84ZM84 143H82L81 146L83 145V147H84ZM123 143H124V142H123ZM140 143H141V142H140ZM147 143H148V142H147ZM179 143L181 144V142H179ZM179 143L176 142L177 145H179ZM182 144H183V142H182ZM185 144H186V143H185ZM231 144H232V143H231ZM183 145H184V144H183ZM224 145L221 144V147H224ZM232 145H233V144H232ZM59 146H60V145H59ZM87 146H88V145H87ZM50 147H51V146H50ZM78 147H79V146H78ZM168 147H169V145H168ZM206 147H207V146H206ZM217 147H218V149H219L220 146H217ZM6 148L9 149V145H8V146L6 145ZM80 148H81V147H80ZM126 148H127V147H126ZM179 148H180V147L178 146V149H179ZM226 148H227V147H226ZM226 148H224V149H226ZM10 149H11V148H10ZM10 149H9V151H10ZM20 149H21V148H20ZM176 149H177V148H176ZM178 149L176 150V154L178 153L177 151H179L181 148H180L179 150H178ZM218 149L216 150V148H215L214 150L218 151ZM165 150H166V151H165ZM219 150H220V149H219ZM77 151L79 152V153H78V152H77V153H78L79 155H82V156H83V154H84V153H83L84 151L87 152L86 149H82V150H81V153H82V154L80 153V150H77ZM82 151H83V152H82ZM195 151H196V150H195ZM208 151H209V152H208ZM208 151L205 152V153L203 152V154L200 155L201 158L198 159V161L201 160V161H200L201 164H199V165H202V164L205 162V161H203L204 158H205V160H206V158H207L209 155H211L210 152H212V150H211V151L208 150ZM216 151H215V152H216ZM156 152H157V151H156ZM170 152H173V151H170ZM170 152L167 153V156L169 155ZM174 152H175V151H174ZM180 152H181V151H180ZM180 152H179V153H180ZM182 152H183V151H182ZM7 153H8V152H7ZM179 153H178V155H179ZM213 153H214V152H213ZM213 153H212V154H213ZM218 153H219V152H218ZM223 153H224V152H223ZM149 154H151V153H149ZM176 154H175V155H176ZM215 154H216V153H215ZM0 155H1V154H0ZM74 155H75V154H74ZM122 155H123V154H122ZM171 155H172V154H171ZM173 155H174V154H173ZM175 155H174V156H175ZM219 155H220V153H219ZM84 156H85V157H88L89 155H88V156L84 155ZM162 156H163V155H162ZM165 156H166V155H165ZM179 156H180V155H179ZM181 156H182V153H181ZM116 157H117V156H116ZM120 157H121V156H120ZM163 157H164V156H163ZM176 157H177V156H176ZM189 157H190V155H189ZM209 157H210V156H209ZM73 158H74V157H73ZM75 158H76V159H81L80 156L77 157V154L75 155ZM82 158H83V157H82ZM121 158H122V157H121ZM165 158H166V157H165ZM173 158H174V157H173ZM185 158H186V157H185ZM263 158H264V157H263ZM76 159H75V160H76ZM83 159H84V158H83ZM88 159H89V158H88ZM118 159H119V155H118ZM163 159H164V158H163ZM168 159L171 160L170 156H169ZM177 159H178V157H177ZM89 160H90V159H89ZM207 160H208V159H207ZM164 161H165V159L163 160V162H164ZM198 161H197V162H198ZM66 162L68 163V161H66ZM161 162H162V161H161ZM165 162L167 163V161H165ZM165 162H164V164H166ZM172 162H173V161H172ZM174 162H176V161L174 160ZM86 163H87V162H86ZM80 164H81V162H80ZM168 164H169V163H168ZM175 164H176V163H174V165H175ZM181 164H182V163H181ZM83 165H84V161H83ZM166 165H167V164H166ZM172 165H173V164H172ZM195 165H196V164H195ZM263 165H264V164H263ZM163 167H164V166H163ZM192 167H193V165H192ZM195 167H197V165H196ZM198 167H199V166H198ZM201 167H202V166H201ZM181 168H182V167H181ZM254 168H256V167L253 166L251 169H254ZM193 169H194V168H193ZM198 169H199V168H198ZM257 169H258V168H257ZM64 170H65V169H64ZM170 170H171V169H170ZM181 170H182V172H183V168H182ZM219 170H221V169H219ZM249 170H250V169H249ZM249 170H248V171H249ZM239 171H240V170H239ZM242 171H245V170H242V169H241L240 172H242ZM99 172H100V171H99ZM167 172H168V171H167ZM180 172H181V171H180ZM194 172H195V171H194ZM200 172H201V171H200ZM260 172H261V171H260ZM126 173H128V172H126ZM197 173H199V172H197ZM214 173H215V172H214ZM216 173H217V172H216ZM218 173H219V172H218ZM221 173H223V172H221ZM221 173H220V174H221ZM227 173H228V172H226V173L224 172L223 174H227ZM242 173H243V172H242ZM244 173H245V172H244ZM183 174H184V172L181 173V174H178V176L175 177V180L173 181V184H172V186H171L172 188L167 192V196H168V197L171 196V195L174 193L175 190L179 189V186H180V185H181L180 187H182V184H184V183L186 184V182H185L186 180L190 179L191 176L188 175V174H189L188 170H187V172H185L186 175H185V174L183 175ZM195 174H196V173H195ZM197 175L199 176V174H196V175H194V176H192V177H194V178L196 177V178L198 179V176H197ZM201 175H202V174H201ZM201 175H200V177H201ZM213 175H214V174H213ZM217 175H219V174H217ZM229 175H230V173H229L228 175L222 177V178L224 179V181L226 180V178L230 179L231 176H233L232 174H231L230 176H229ZM209 176H210V175H209ZM211 176H212V175H211ZM192 177H191V178H192ZM229 177H230V178H229ZM1 178H4V177H1ZM7 179H8V178H7ZM197 179H195V180H197ZM207 179H208V178H207ZM1 180H2V179H1ZM214 180H215V179H214ZM214 180H213V181H214ZM218 180H219V179H217V181L215 180L214 182H215V183L218 182V183L222 184V183L220 182L222 179H221L220 181H218ZM5 181H6V180H5ZM5 181H1V182L4 183ZM222 181H223V180H222ZM226 181H227V180H226ZM1 182H0V184H1ZM189 182H190V181H189ZM189 182H187V184H188ZM218 183H217V184H218ZM40 184H41V183H40ZM120 184H121V183H120ZM213 184H214V183H212V185H213ZM1 185H2V184H1ZM1 185H0V186H1ZM28 185H29V184H28ZM45 186H46V185H45ZM175 186L177 187V189L175 188ZM215 186H216V185H215ZM2 187H4V186L2 185ZM41 187H42V185H41ZM41 187H40V188H41ZM126 187H127V186H126ZM129 187H130V186H128V188H129ZM134 187H135V186H134ZM210 187H211V185H210ZM210 187H209V188H210ZM44 188H45V187H44ZM131 188H132V187H131ZM225 188L227 189V187H225ZM2 189H3V188H2ZM2 189H0V190H2ZM132 189H134V188H132ZM142 189H143V188H142ZM145 189H146V188H145ZM219 189H220V188H219ZM129 190H130V189H129ZM135 190H136V189H135ZM135 190H134V191H135ZM224 190H225V189H224ZM227 190H228V189H227ZM10 191H11V190H10ZM132 191H133V190H132ZM136 191H137V190H136ZM211 191H212V190H211ZM221 191H223V190H221ZM221 191H220V192H221ZM3 192H4V191H3ZM130 192H131V191H130ZM209 192H210V191H209ZM217 192H218V191H217ZM220 192H218V193H220ZM263 192H264V191H263ZM0 193H1V192H0ZM122 193H123V192H122ZM124 193H125V192H124ZM145 193H146V192H145ZM214 193H215V192H214ZM222 193H223V192H222ZM222 193H221V194H222ZM120 194H121V193H120ZM128 194H129V193H128ZM143 194H144V193H143ZM187 194H189V192H187ZM216 194H217V193H216ZM1 195H2L1 199H2L3 197H5V196H3L4 193L1 194ZM118 195H119V194H118ZM122 195H125V194H122ZM128 196H129V195H128ZM188 196H191V195H188ZM193 196H194V195H193ZM45 197H48V195L45 196ZM45 197H44V198H45ZM50 197H51V196H49V197L47 198L48 205H49ZM121 197H122V196H121ZM37 198H38V197H37ZM51 198H52V199H55V198H53V197H51ZM118 198H119V197H118ZM125 198H126V197H125ZM145 198H146V197H145ZM4 199H5V198H4ZM45 199H46V198H45ZM48 199H49V200H48ZM129 199H130V197H129ZM120 200H121V199H120ZM0 201H1V200H0ZM53 201H56V200H53ZM53 201H52V202H53ZM57 201H58V200H57ZM57 201H56V202H57ZM124 201H125V200H124ZM124 201H123V202H124ZM184 202H186V201H183L181 204L184 205V204H183ZM212 202H213V201H212ZM0 203H2V201H1ZM50 203H51V202H50ZM58 203H59V202H58ZM58 203H55V204H57L56 206L59 205ZM45 204H47V203H45ZM112 204H113V203H112ZM213 204H214V203H213ZM1 205H2V204H1ZM3 205H4V204H3ZM50 205L53 206L54 203H53V204L51 203ZM126 205H127V204H126ZM210 205H211V203H210ZM115 206H116V205H115ZM131 206H132V205H131ZM136 206H137V205H136ZM213 206H215L214 210H216V209H217V208H216L217 205H213ZM213 206H210V207H213ZM221 206H222V205H221ZM221 206H220V207H221ZM47 207H48V206H47ZM54 207H55V205H54ZM119 207H120V206H119ZM119 207H118V208H119ZM134 207H135V206H134ZM223 207H224V206H223ZM223 207H222V209H223ZM60 208H61V207H60ZM128 208H129V207H128ZM137 208H138V207H137ZM218 208H219V207H218ZM224 208H225V207H224ZM48 209H49V208H48ZM48 209H47V210H48ZM56 209H57V208H56ZM64 209H65V208H64ZM64 209H61L62 212H63ZM109 209H110V208H109ZM139 209H140V208H139ZM210 209H211V208H210ZM225 209H226V208H225ZM225 209H223V210H225ZM9 210H10V209H9ZM40 210H41V209H40ZM53 210H55V209H53ZM116 210H117V209L115 208L113 211H116ZM126 210H127V208H126ZM126 210H125V211H126ZM130 210H131V209H130ZM141 210H142V209H141ZM208 210H209V209H208ZM211 210H212V209H211ZM223 210H222V212H224ZM38 211H39V210H38ZM139 211H140V210H139ZM139 211H137V212H139ZM204 211H206V209H204ZM217 211L219 212V210H216L215 212H217ZM225 211H226V210H225ZM3 212H5V211H3ZM29 212H30V211H29ZM31 212H32V211H31ZM48 212H49V211H48ZM57 212H58V210H56V213H57ZM59 212L62 213L61 211H59ZM59 212H58V213H59ZM64 212H65V211H64ZM64 212H63V213H64ZM120 212H122V211H120ZM123 212H124V211H123ZM126 212H127V211H126ZM130 212H131V211H130ZM211 212H213V211H211ZM215 212H213V213H215ZM26 213H27V212H25V214H26ZM124 213H125V212H124ZM131 213H132V212H131ZM131 213H130V214H131ZM134 213H135V212H134ZM139 213H140V212H139ZM194 213H195V212H194ZM205 213H206V212H205ZM207 213H208V212H207ZM207 213H206V214H207ZM209 213H210V211H209ZM220 213H221V212H220ZM25 214H23V215L25 216ZM29 214H30V213H29ZM42 214H43V213H42ZM125 214L127 215V213H125ZM135 214H136V213H135ZM191 214H192V213H191ZM3 215H4V214H3ZM32 215H33V214H32ZM38 215H39V214H38ZM61 215H63V214H61ZM208 215H209V214H208ZM210 215H211V213H210ZM213 215H214V214H213ZM43 216H44V214H43ZM63 216H64V215H63ZM124 216H125V215H124ZM129 216H130V215H129ZM129 216H127V217H129ZM138 216H139V215H138ZM189 216H190V215H189ZM195 216H196V215L194 214V217H195ZM4 217H5V216H4ZM4 217L1 216L2 220L5 219ZM28 217H29V216H28ZM30 217H32V216H30ZM30 217H29V218H30ZM38 217L40 218V216H38ZM130 217H131V216H130ZM192 217H193V216H192ZM192 217H190V218L192 219ZM25 218H26V217H25ZM64 218H65V217H64ZM121 218H123V217H121ZM121 218H120V219H121ZM124 218H125V217H124ZM136 218H137V217H136ZM139 218H140V217H139ZM141 218H142V217H141ZM204 218H205V217H204ZM211 218H213V217H211ZM214 218H215V216H214ZM41 219H42V217H41ZM132 219H134V218H132ZM132 219H131V220H132ZM137 219H138V218H137ZM137 219H135L134 221H136ZM165 219H166V218H165ZM165 219H163L162 221H164ZM202 219H203V218H202ZM206 219H207V218H206ZM30 220H31V219H30ZM123 220H124V219H123ZM123 220H122V221H123ZM159 220H161V218H160ZM167 220L170 221V220L168 219V217H167ZM193 220H194V219H193ZM195 220H196V219H195ZM24 221H25V220H24ZM119 221H121V220H119ZM125 221H127V218L125 219ZM125 221H124V222H125ZM129 221H130V220H129ZM139 221H140V220H139ZM183 221H184V220H183ZM199 221H200V220H199ZM35 222H36V221H35ZM142 222H143V221H142ZM165 222H166V221H165ZM191 222H192V221H191ZM26 223H28V221H27ZM33 223H34V222H33ZM42 223H43V222H42ZM42 223H41V224H42ZM132 223H133V221H132ZM132 223H131L132 234H134L133 232H135V234H136L139 238H141V237H140L141 233H143V234L147 233V232H145L146 229L143 228V227H142V228L145 229L144 232H142V231L139 230V229H135V230H134V229H133L134 226H133ZM160 223H162V222H160ZM166 223H167V222H166ZM182 223H184V222H182ZM187 223H188V221H187ZM189 223H190V220H189ZM23 224H24V223H23ZM125 224H126V223H125ZM129 224H130V223L128 222V225H129ZM135 224H136V223H135ZM135 224H134V225H135ZM140 224H141V223H140ZM164 224H165V223H163V225H164ZM24 225H26V224H24ZM27 225H28V224H27ZM42 225H43V224H42ZM42 225H41V226H42ZM49 225H51V224H49ZM121 225H122V224H121ZM136 225H137V224H136ZM138 225H139V224H138ZM142 225H143V224H142ZM184 225H185V224H182V226H184ZM0 226H1V223H0ZM29 226H30V225H28V227H29ZM44 226H46V224H45ZM100 226H101V225H100ZM140 226H141V225H140ZM143 226H145V225H143ZM158 226H160V225H158ZM161 226H162V224H161ZM189 226H190V224H189ZM7 227H8V226H7ZM26 227H27V226H26ZM42 227H43V226H42ZM42 227H41V228H42ZM60 227H61V226H60ZM60 227H58V229H59ZM62 227L64 228V227H66V226L63 225ZM131 227L127 226V228H130V229H131ZM138 227H139V226H138ZM138 227H137V228H138ZM162 227H163V226H162ZM185 227H187V226H185ZM191 227H192V226H191ZM262 227H264V226H262ZM262 227H261V228H262ZM1 228H2V227H1ZM18 228H19V227H18ZM22 228H23V227H22ZM29 228H30V227H29ZM43 228H44V227H43ZM56 228H57V226H56ZM63 228H62V229H63ZM146 228H148V227H146ZM163 228H164V227H163ZM247 228H248V227H247ZM23 229H24V228H23ZM26 229H27V228H25L24 230H26ZM47 229H48V228L46 227V229H45V230H46L45 234H46L47 232H49L50 230H52V232H53V229H54V228H53V229L49 228V229H50V230L48 229L49 231H48ZM68 229H73V228L66 227V230L64 229L65 232L62 231L63 234L65 233L64 236H65V235L67 236V235L69 234V232H71V231H69ZM75 229H80V228L77 227V228H75ZM82 229H83V228H82ZM99 229H100V228H99ZM114 229H115V228H114ZM159 229H160V228H159ZM3 230H4V229H3ZM8 230H10V229H8ZM24 230L21 231L20 233L24 232ZM45 230H44V231H45ZM54 230H55V229H54ZM96 230H97V229H96ZM136 230H137V231H136ZM138 230L141 231V233H140ZM150 230H151V229H150ZM189 230H191V228H190ZM27 231H29V230L27 229L26 232H27ZM44 231H40V234H42V232L44 233ZM68 231H69V232H68ZM98 231H99V230H98ZM147 231H148V230H147ZM152 231H153V230H152ZM186 231H188V230H186ZM50 232H51V231H50ZM54 232H56V231H54ZM54 232H53V233H54ZM66 232H67V233H66ZM128 232H129V231H128ZM136 232H139V233H136ZM188 232H189V231H188ZM1 233H2V232H1ZM4 233H5V232H4ZM7 233H9V232L7 231ZM20 233H19L18 235H20ZM75 233H76V232H75ZM126 233H127V232H126ZM130 233H131V230H130ZM162 233H163V232H162ZM185 233H186V232H185ZM258 233H259V231H258ZM15 234H16V233H15ZM15 234H14V235H15ZM25 234H26V233H25ZM25 234H24V235H25ZM27 234H29V233H27ZM49 234H51V233H49ZM63 234H62V235H63ZM72 234H73V233H72ZM99 234H100V233H99ZM109 234H110V233H109ZM115 234H116V233H115ZM124 234H125V232H124ZM127 234H128V233H127ZM132 234H131V235H132ZM135 234H134V235H135ZM158 234H161V233H158ZM182 234L184 235V232H183ZM9 235H10V234H9ZM22 235H23V234H22ZM22 235H21V236H22ZM42 235H44V234H42ZM54 235H55V234H54ZM62 235H61V237H62V241H63L66 237H64V236H62ZM93 235H94V234H93ZM93 235H92V237H94ZM125 235H126V234H125ZM147 235H148V234H146L145 236L147 237ZM150 235H151V234H150ZM183 235H182V237H183ZM4 236H5V235H4ZM21 236H19V237H21ZM27 236H28V235H27ZM33 236H34V235H33ZM48 236H49V235H48ZM56 236H57V235H56ZM56 236H55V237H56ZM68 236H69V235H68ZM68 236H67L66 239H68ZM98 236H99V235H98ZM128 236H130V235H128ZM128 236H126V237H128ZM141 236H143V235H141ZM157 236H158V235H157ZM184 236H186V235H184ZM188 236H189V234H188ZM257 236H258V235H255V237H257ZM25 237H26V236H25ZM29 237H30V236H29ZM29 237H26V239L28 240ZM31 237H32V236H31ZM40 237H41V236H40ZM40 237H39V238H40ZM51 237H52V236L50 235V238H51ZM57 237H58V236H57ZM70 237H71V236H70ZM100 237H101V236H100ZM124 237H125V236H124ZM131 237H132V236H131ZM131 237H130V238H131ZM135 237H136V236H135ZM150 237H151V236H150ZM150 237H148V238H150ZM155 237H156V236H155ZM162 237H163V236H162ZM21 238H24V237H21ZM47 238H48V237H47ZM63 238H64V239H63ZM111 238H112V237H111ZM113 238H114V237H113ZM148 238H147V239H148ZM186 238H187V236H186ZM186 238H184V239H186ZM189 238H191V236H190ZM193 238H195V237H193ZM193 238H192V239H193ZM196 238H197V237H196ZM196 238L194 239L195 242H196ZM33 239H34V237H33ZM42 239H43V238H42ZM45 239H46V237H45ZM52 239H53V238H52ZM131 239H132V238H131ZM134 239H135V238H134ZM134 239H133V240H134ZM142 239H143V238H142ZM147 239H146V240H147ZM184 239H183V240H184ZM27 240H26V241H27ZM30 240H32V239L30 238ZM54 240H55V241H54ZM58 240H59V238H58L57 240H56V238H54V239H53V242H52L51 239H48L47 244L51 241V243H52V245H53V246H51V243H49V244H50L49 246L51 247V249H50V247L48 246L49 248H47V251H48V250H49V251L51 250L50 252H52L53 255H52V256L49 255L48 257H53L54 255H55V256H56V255H57V256L59 255L60 258L63 257V256H62V254H63V250L65 251V250L67 249V248L64 249V248H65L64 245H65V242H66V241L68 242V240H66V241L64 240V241H65V242H63V243H64V245H63L64 248L60 245L61 242H60V244H59V241H58ZM69 240H70V238H69ZM112 240H115V238L112 239ZM121 240H122V238H121ZM125 240H127V238H125ZM128 240H129V239H128ZM153 240H154V239H153ZM157 240H158V239H157ZM157 240H156V242H157ZM160 240H161V239H160ZM183 240H182V241H183ZM187 240H188V239H187ZM194 240H193V241H194ZM239 240H240V239H239ZM243 240H244V239H243ZM46 241H47V239H46ZM57 241H58V242H57ZM60 241H61V240H60ZM71 241H72V240H71ZM151 241H152V240H151ZM190 241H191V240H190ZM190 241H189V242H190ZM33 242H35V241L33 240ZM43 242H44V241H43ZM54 242H57L58 244L55 243V244H56V245H55ZM111 242H112V241H111ZM146 242H147V241H146ZM159 242H160V241H159ZM185 242H186V241H185ZM199 242H201V241H199ZM63 243H62V244H63ZM82 243H83V242H82ZM114 243H115V242H113V244H114ZM139 243H140V242H139ZM187 243H188V242H187ZM241 243H242V242H241ZM40 244H42V243H40ZM44 244H46V243H44ZM69 244H70V242H69ZM110 244H111V243H110ZM116 244H117V243H116ZM116 244H114V245H116ZM118 244H119V243H118ZM153 244H154V243H153ZM157 244H158V243H157ZM161 244H162V243H161ZM72 245L74 246V244H71V247H72ZM99 245H100V244H99ZM99 245H98V246H99ZM140 245H141V244H140ZM140 245H139V246H140ZM144 245H145V244H144ZM146 245H147V244H146ZM169 245H170V244H169ZM171 245H172V243H171ZM171 245H170V246H171ZM190 245H191V244H190ZM69 246H70V245H69ZM69 246H68V244H67V247H69ZM111 246H112V245H111ZM147 246H148V245H147ZM151 246H152V245H151ZM157 246H158V245H157ZM177 246H179V245L177 244ZM191 246H192V245H191ZM191 246H190V247H191ZM37 247H38V246H37ZM75 247H76V246H75ZM115 247H116V246H115ZM145 247H146V246H145ZM152 247H153V246H152ZM152 247H151V248H152ZM164 247H165V246H164ZM166 247H167V246H166ZM174 247H175V245L173 244V249H174V250H175V249H176V250L178 249L177 247H175V248H174ZM188 247H189V245H188ZM190 247H189V248H190ZM197 247H198V244H197ZM98 248H99V247H98ZM112 248H113V247H112ZM117 248H118V247H117ZM149 248H150V247H149ZM153 248H154V247H153ZM158 248H159V246H158ZM162 248H163V247H162ZM1 249H2V248H1ZM45 249H46V248H45ZM101 249H102V250H101L102 252L99 251V253H100L101 255L98 254V253L96 252V253L98 254L97 256H96V255H94V256H90V255H91V254H90V255H89V256H90V257H89L90 260H89L88 258H86V259L88 260V261H87L88 264H105V260L107 259V257H106L107 255L105 254V251H104L105 249H104V247L101 246ZM120 249H121V247H120ZM122 249L124 250V247H123ZM146 249H147V247L145 248V250H146ZM155 249H156V247H155ZM155 249H154V250H155ZM163 249H164V248H163ZM166 249H167V248H166ZM170 249H171V247H170ZM179 249H180V248H179ZM200 249H204V248H201V246H200L199 250H200ZM25 250H26V249H25ZM69 250H70V247H69ZM72 250H73V249H72ZM118 250H119V248H118ZM141 250H143L142 247H141ZM154 250H152V251H154ZM164 250H165V249H164ZM167 250H168V249H167ZM176 250H175V251H176ZM189 250H192V247H191V249H189ZM194 250H195V249H194ZM39 251H41V250L39 249ZM47 251H46V252H47ZM115 251H116V250H115ZM148 251H149V250H148ZM155 251H157V250H155ZM169 251H170V250H169ZM180 251H181V249H180ZM182 251H185V250L183 249ZM182 251H181V252H182ZM3 252H4V251H3ZM33 252H34V251H33ZM42 252H43V251H42ZM50 252H49V253H50ZM71 252H72V251H71ZM142 252H144V250H143ZM171 252H172V251H171ZM177 252H178V251H177ZM189 252H190V251H188V249H187V252H186V255H185V253H184V254H182V253L174 254V253H176V252L173 251L172 254L170 253V256H172V257H170V258L168 257L169 259L167 258V256H169V254L166 256V259H165V257H164V253L162 252V253H163V257H164L163 260H166V261H164V262H162V263L159 262V263H160V264H164V263L169 262L168 260L175 261V260H173V259H174V257H176V258H175L176 260H177V259L180 260L179 258H184V259H182L183 261H182L181 263H179L180 261L178 262V260H177V262H178L179 264H182V263L185 264L186 261L188 262L190 259H195V258H196V257H195V258H194V257L191 258V257H192V254L190 255ZM195 252H197V251H195ZM8 253H9V251H8ZM24 253H25V255H26L27 251H24ZM31 253H32V252H31ZM31 253H30V254H31ZM34 253H35V252H34ZM72 253H73V252H72ZM72 253H70V254H72ZM74 253H75V251H74ZM147 253H148V252H147ZM147 253H146V254H147ZM159 253H160V252H159ZM166 253H167V252H166ZM198 253H199V252H198ZM198 253H197V254H198ZM21 254H23V253H21ZM28 254H29V253H28ZM50 254H51V253H50ZM77 254H79V253H77ZM77 254H76V255H77ZM81 254H82V253H81ZM144 254H145V253H144ZM144 254H143V255H144ZM156 254H157V253H156ZM156 254H155V255H156ZM160 254H161V253H160ZM179 254H182V255L179 256ZM3 255H4V254H3ZM64 255H67V257H68V254H66V252H64ZM138 255H139V254H138ZM173 255H174V256H173ZM200 255H201V254H200ZM200 255H199V256H200ZM22 256H23V255H22ZM74 256H75V254H74ZM74 256H73V258H74ZM78 256H79V255H78ZM82 256H83V255H82ZM85 256H86V255H85ZM85 256H84V258H85ZM121 256H122V255H121ZM140 256H141V255H140ZM157 256H158L159 259H161V257H159V255H157ZM157 256L154 257V260H151V262H152V261H155L154 264H156V262H157V261L155 260V258H156ZM160 256H161V255H160ZM193 256H194V255H193ZM195 256H196V255H195ZM228 256H229V255H228ZM27 257H28V256H27ZM33 257H34V256H33ZM35 257H36V256H35ZM43 257H44V256H43ZM43 257H42V258H43ZM76 257H77V256H76ZM105 257H106V259H105ZM134 257H135V256H134ZM142 257L145 258L146 256H142ZM231 257H232V256H230V258H231ZM24 258H25V257H24ZM24 258H23V259H24ZM38 258H40V257H38ZM55 258H56V257H55ZM58 258H59V257H58ZM58 258H57V259H58ZM63 258H64V257H63ZM63 258H62V260H63ZM73 258H72V256H71V259H70V257H69V259H70L69 261H68V259L66 260V258H65V261H66V262L63 261L62 264H63V263H64V264H66V263H67V264H71L72 262H73V264H75V262H74L75 259H73ZM78 258H79V257H78ZM78 258H76V259H78ZM82 258H83V257H82ZM123 258H124V255H123ZM129 258H130V257H129ZM140 258H141V257H140ZM146 258H147V257H146ZM149 258H150V257H149ZM149 258H147V259H149ZM228 258H229V257H228ZM12 259H13V258H12ZM32 259H34V258H32ZM51 259H52V258H51ZM79 259H80V258H79ZM120 259H122V258H120ZM124 259H125V258H124ZM127 259H128V258H127ZM132 259H133V258H132ZM134 259H136V258H134ZM147 259H146V260H147ZM152 259H153V258H152ZM167 259H168V260H167ZM35 260L38 261V262L35 261V264H36V263L39 264L40 261H39L38 259H35ZM40 260H41V259H40ZM43 260H44V259H43ZM60 260H61V259H60ZM72 260H73V261H72ZM83 260H84V259H83ZM107 260H108V259H107ZM110 260H111V259H110ZM128 260H129V259H128ZM144 260H145V259H144ZM146 260H145V261H146ZM10 261H11V260H10ZM21 261H22V260H21ZM32 261H33V260H32ZM49 261H50V260H49ZM52 261H53V260H52ZM67 261H68V262H67ZM71 261H72V262H71ZM79 261H80V260H78L76 263L78 264ZM126 261H127V260H126ZM129 261H130V260H129ZM137 261H138V258H137ZM137 261H136V262H137ZM149 261H150V259H149ZM171 261H170V262H171ZM8 262H9V261H8ZM83 262H84V261H83ZM89 262H90V263H89ZM106 262L110 263L109 261H106ZM114 262H115V261H114ZM151 262H150V263H151ZM190 262L192 263V260L189 261V264H191ZM10 263H11V262H10ZM53 263H54V262H53ZM85 263H86V262H85ZM108 263H107V264H108ZM134 263H135V262H134ZM138 263H141V260H140V262L138 261ZM142 263H143V262H142ZM159 263H158V264H159ZM33 264H34V263H33ZM50 264H51V262H50ZM80 264H81V262H80ZM148 264H149V263H148ZM151 264H152V263H151ZM170 264H172V262H171ZM252 264H253V263H252Z\"/></svg>", "mask_w": 264, "mask_h": 264}, {"label": "snow or ice", "instance_id": "3", "mask_svg": "<svg viewBox=\"0 0 264 264\" xmlns=\"http://www.w3.org/2000/svg\"><path fill=\"white\" fill-rule=\"evenodd\" d=\"M226 73H233L235 75H239V70L238 69H225ZM242 86H245L243 78L239 79L236 81V87L237 89H240Z\"/></svg>", "mask_w": 264, "mask_h": 264}]
</instances>
